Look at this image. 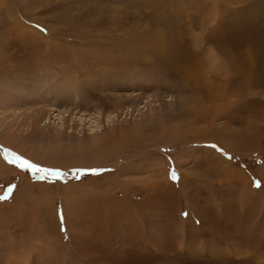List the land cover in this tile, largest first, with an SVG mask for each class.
Wrapping results in <instances>:
<instances>
[{
    "label": "rangeland",
    "instance_id": "rangeland-1",
    "mask_svg": "<svg viewBox=\"0 0 264 264\" xmlns=\"http://www.w3.org/2000/svg\"><path fill=\"white\" fill-rule=\"evenodd\" d=\"M0 264H264V0H0Z\"/></svg>",
    "mask_w": 264,
    "mask_h": 264
}]
</instances>
